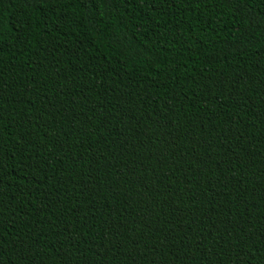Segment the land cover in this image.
I'll return each mask as SVG.
<instances>
[{
	"label": "trees",
	"instance_id": "trees-1",
	"mask_svg": "<svg viewBox=\"0 0 264 264\" xmlns=\"http://www.w3.org/2000/svg\"><path fill=\"white\" fill-rule=\"evenodd\" d=\"M0 21V264H264V0Z\"/></svg>",
	"mask_w": 264,
	"mask_h": 264
},
{
	"label": "snow or ice",
	"instance_id": "snow-or-ice-1",
	"mask_svg": "<svg viewBox=\"0 0 264 264\" xmlns=\"http://www.w3.org/2000/svg\"><path fill=\"white\" fill-rule=\"evenodd\" d=\"M149 2H151V3H155V0H149ZM161 2L162 3H166V2H168V0H161ZM171 2L172 3H175V0H171ZM240 2H242V0H237V4H238V6H239V3ZM0 29H2V21H0ZM0 35H2V31H0ZM0 43H2V41H0ZM3 51V48L2 47H0V52H2Z\"/></svg>",
	"mask_w": 264,
	"mask_h": 264
}]
</instances>
